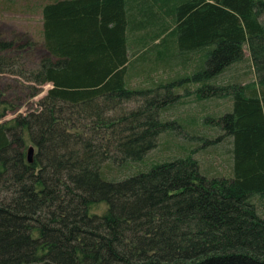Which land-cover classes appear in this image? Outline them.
<instances>
[{
	"label": "rangeland",
	"instance_id": "obj_1",
	"mask_svg": "<svg viewBox=\"0 0 264 264\" xmlns=\"http://www.w3.org/2000/svg\"><path fill=\"white\" fill-rule=\"evenodd\" d=\"M47 1L50 0H0V40L15 41L12 49L0 51V62L5 59V71L0 72V130L13 144L7 156L19 157L7 166L0 161V208L15 210L25 221L33 263L66 264L63 259L58 260L61 263L56 257L43 256L54 242L47 231L62 227V221L76 212L81 226L83 222L103 230L104 222L111 225L102 219L111 213L110 207L113 214L120 215L123 198L132 200L137 191L132 179L138 181L142 173L157 177L163 167L181 166L197 173L202 184L193 180V174L184 182L192 187L196 198L211 201L214 206H209V210L224 213L234 227L248 225L243 231L257 230L259 227L250 225L264 223V193L227 202L211 186L215 181L232 178V104L236 93L249 82L264 87V60L255 58L252 51L264 49V43L248 36L241 46L227 45L225 49L234 54L228 61L206 63L200 70L174 75L156 85L134 79L120 92L74 103L53 97L50 83L38 86L16 74L35 69L45 54L40 7ZM26 37L36 45L21 48ZM204 55L211 57L208 50ZM35 118L40 119L46 131ZM48 130H55L63 145L54 140L51 148L46 146ZM45 146L46 152L61 151L63 146L65 150L55 158H45ZM28 147H32L30 161ZM99 173L112 182L111 188L93 190V199L84 203L86 191ZM117 195L120 196L113 198ZM167 198H144L152 204L149 214H141L129 229L124 227L128 236L121 237L123 243H115L114 253L100 243L92 256L88 246L81 247L71 240L57 242L56 255L68 257L67 264H159L193 262L229 248V241L219 234L213 240L206 229L200 226V230L194 214L182 216L174 209L172 212V200ZM143 233L149 235L144 237ZM163 234L183 239L184 243L180 249L179 245L167 249L159 240ZM243 236L251 238L248 234ZM257 242L260 243L256 246L247 242V254L264 259V240L259 238ZM1 243L4 250L0 251L5 255L13 252V246L7 248ZM202 243L208 248L204 252ZM24 244L18 241L14 248ZM255 247L260 248L259 253ZM119 258L124 262H118ZM9 262L28 264L24 259Z\"/></svg>",
	"mask_w": 264,
	"mask_h": 264
},
{
	"label": "trees",
	"instance_id": "obj_2",
	"mask_svg": "<svg viewBox=\"0 0 264 264\" xmlns=\"http://www.w3.org/2000/svg\"><path fill=\"white\" fill-rule=\"evenodd\" d=\"M40 14L45 54L35 69L20 70L16 74L38 86L50 83L53 97L74 103L120 92L134 79L156 85L174 75L200 70L206 63L228 61L234 58V54L225 49L227 45L241 46L248 41V36L264 43V0H50L40 7ZM26 38L21 48L36 45L31 38ZM14 46V40H0V51ZM207 50L211 57L204 55ZM252 51L255 58L264 60L262 47ZM4 63L5 59L0 62V72L5 71ZM232 108L233 175L231 180L215 181L211 186L214 193L227 202L239 201L256 192L264 193V87L254 81L249 82L234 96ZM63 121L65 119H60ZM35 122L46 131L39 118H35ZM50 130L46 135L49 137L46 146L51 148L54 140L62 144L54 134L56 131ZM41 143H46V140H41ZM12 145L5 131L0 130V161L5 166L19 160V157L7 156ZM46 146L42 152L45 158H55L65 150L63 146L61 151L51 149L46 152ZM189 174H193L197 184H202L203 180L197 173L181 166L163 167L157 177L142 173L138 181L132 179L137 191L132 194V200L123 198L124 206H119L120 215L113 214L111 206V213L102 216L111 225L104 222L106 227L103 230H96L83 222L81 226V217L76 212L72 219L62 221V227L47 231L54 242L46 253L41 249L45 253L43 256L69 263L68 257L64 259L59 255L58 258L55 247L57 242L68 243L71 240L81 247L88 246L92 256L100 243L114 253L115 243H123L121 237L127 235L124 227L129 229L141 214L145 217L149 214L148 207L152 204L144 198L167 196L172 200V212L174 209L182 216L194 214L199 229L200 226L206 229V233L213 235V240L219 234L229 241L230 246L224 252L212 253L193 262L179 260L159 264H264L263 258L247 254V242L256 246L260 243L257 242L259 238L261 242L264 240V223L250 225L259 227L257 230L243 231L248 225L234 227L224 213L211 212L209 206L214 204L196 198L192 187L184 183ZM110 183L99 173L86 191L83 202L93 199V190L103 192L105 188H111ZM23 222L15 210L0 208V248L4 250L1 242L6 247L13 246V252L9 254L0 251V264L22 259L34 264L28 246L31 244L26 241L29 239L25 235L28 229L25 230ZM244 234L251 238L247 240ZM142 235L147 237L149 234ZM159 240L167 249L175 245L180 249L184 243L183 239L178 240L169 234L161 235ZM18 241L25 244L15 249ZM202 245L201 251L204 252L208 248L205 243ZM139 248L142 249L141 246ZM259 249L255 247L258 253ZM117 261L124 262L120 258Z\"/></svg>",
	"mask_w": 264,
	"mask_h": 264
},
{
	"label": "water",
	"instance_id": "obj_3",
	"mask_svg": "<svg viewBox=\"0 0 264 264\" xmlns=\"http://www.w3.org/2000/svg\"><path fill=\"white\" fill-rule=\"evenodd\" d=\"M31 153H32V147H28V160L30 161L31 159Z\"/></svg>",
	"mask_w": 264,
	"mask_h": 264
}]
</instances>
